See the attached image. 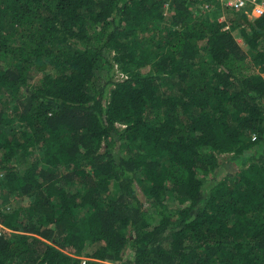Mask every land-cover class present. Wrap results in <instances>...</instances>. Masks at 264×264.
Wrapping results in <instances>:
<instances>
[{"label": "trees", "instance_id": "16d2710c", "mask_svg": "<svg viewBox=\"0 0 264 264\" xmlns=\"http://www.w3.org/2000/svg\"><path fill=\"white\" fill-rule=\"evenodd\" d=\"M207 1L0 0V264H264V11Z\"/></svg>", "mask_w": 264, "mask_h": 264}, {"label": "rangeland", "instance_id": "374dc122", "mask_svg": "<svg viewBox=\"0 0 264 264\" xmlns=\"http://www.w3.org/2000/svg\"><path fill=\"white\" fill-rule=\"evenodd\" d=\"M206 1H207V0H206ZM260 1L262 2V1H264V0H260ZM195 5H196V4H195ZM203 5H204V4H203ZM204 7H205V5H204ZM207 10H210V6L207 8ZM228 14H229L228 9H226L225 7H223L222 14H221V15H222V16H221V19H225V18H227V15H228ZM249 14H250L251 16L258 15L256 11H253V6H252V10H251V9L249 10ZM237 37H238V40H239L243 45H245V43H244V41H243V39H242L240 33H237ZM50 69H51V68H50ZM116 76H117V77H121L122 74L119 72V73H117ZM36 78H38V76H37ZM100 81H101V80H100ZM103 81H104V79H103ZM32 82H33V80H31V83H32ZM20 94H21L22 98H24L25 95H26V93L23 92V91H22ZM7 95H8V94H6V92H3L2 88H0V98L2 97V98H5V99H6V96H7ZM223 155H225V154H223ZM225 158H228L227 155H225ZM23 160H24V157L19 156V157L14 158L13 162L16 163V164H20V163L23 162ZM238 165H239V163L234 162V161L229 162V163H223V164H221V165L217 168V170H216V174H215V175L217 176L218 179H221L222 177H224V176L228 173V171L232 170L233 168H235V166H238ZM140 195H141V197H142L144 200L146 199V196H145V194H144L142 191H140ZM15 203L18 204V201H15ZM146 203L148 204V201H147Z\"/></svg>", "mask_w": 264, "mask_h": 264}, {"label": "built area", "instance_id": "2783aa9c", "mask_svg": "<svg viewBox=\"0 0 264 264\" xmlns=\"http://www.w3.org/2000/svg\"><path fill=\"white\" fill-rule=\"evenodd\" d=\"M220 1L225 7L233 8L237 10L245 9L248 6H253V11H256L257 14H260L264 11V1L260 0H218ZM167 6L169 3H166ZM205 8L209 7L208 1L204 0ZM203 5V7H204Z\"/></svg>", "mask_w": 264, "mask_h": 264}]
</instances>
